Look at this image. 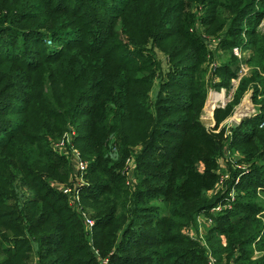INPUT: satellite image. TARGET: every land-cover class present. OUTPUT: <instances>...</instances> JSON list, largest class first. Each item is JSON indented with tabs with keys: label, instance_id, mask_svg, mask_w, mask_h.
Masks as SVG:
<instances>
[{
	"label": "trees",
	"instance_id": "16d2710c",
	"mask_svg": "<svg viewBox=\"0 0 264 264\" xmlns=\"http://www.w3.org/2000/svg\"><path fill=\"white\" fill-rule=\"evenodd\" d=\"M263 17L264 0H0V264H264ZM237 45L251 71L207 128ZM250 87L259 112L227 135Z\"/></svg>",
	"mask_w": 264,
	"mask_h": 264
},
{
	"label": "built area",
	"instance_id": "2783aa9c",
	"mask_svg": "<svg viewBox=\"0 0 264 264\" xmlns=\"http://www.w3.org/2000/svg\"><path fill=\"white\" fill-rule=\"evenodd\" d=\"M211 46L215 47L216 41L214 39L211 40ZM50 42V41H48ZM212 48V47H211ZM212 50L215 51V48H212ZM216 53H219V51H215ZM232 55L234 57H236V59L238 60V66H237V70H236V75L231 78L230 83L228 86H220V87H216L213 85V81L210 82L211 84L209 85V89H208V94H207V101L208 103L211 105L212 107V112H211V116L214 113V110L217 108H225L233 99V95L235 93V90L238 86L239 81L241 80L242 77L246 76L250 71H251V67L245 62V60L249 57L250 55V49L248 48H243L240 45L234 46L231 50ZM211 62V61H210ZM210 62L208 65H210ZM217 64H213V62L211 63V70L212 68L216 67ZM264 76V74H263ZM252 88V89H251ZM249 89H251V97L245 96L242 98V100L239 102V104H237L235 106V108L233 109V113L230 116V118L228 120H226V118L220 123V126H224L226 129V134L230 135L231 134V130L233 127H231L230 129H228L226 127L227 121H233L237 124L240 123V121H242L245 118H249L252 117L254 115H256L259 110V106L253 101V87H250ZM248 89V90H249ZM247 98V100L244 102V104L242 105V107H240V110L238 111L239 113H242V115L240 116V118H236V113H237V108L239 106H241V104L243 103L244 99ZM259 98V95H258ZM206 101V103H207ZM205 103V104H206ZM214 124H212L211 127H213ZM261 125H264V121H262ZM210 127V128H211ZM66 143H69V139L68 137H64L63 139L59 140L58 143H54L55 148L60 151L63 152L65 147H66ZM72 155H73V161H74V166L76 168V175L77 178L75 180V185L74 187H69V186H63L62 187V192L67 194L70 199L71 202L74 204V206H78L79 207V191H77V187L78 185H82L85 182V178H84V173H85V169H86V163L79 157L77 151L75 149L72 150ZM239 168L243 169L242 167L238 166ZM240 176V175H239ZM239 176H237L235 178V183H237L239 181ZM230 179V173L227 171L225 174H223L220 178V187L218 189H225L226 188V180ZM80 182L78 184H76V181ZM236 197V190L234 188H231L230 191L228 192V197H227V202L224 205H217L216 207H214L213 209H211L212 213H216L221 211L222 209H224L225 207H229L231 205V202H233L235 200ZM82 213V217H83V221L85 226L88 229H91L94 221L85 213V212H81ZM264 213V209L263 211L260 213L263 214ZM210 222V221H209ZM199 236L202 238L203 237V232H202V226L201 224H199ZM190 231V230H188ZM193 231V230H192ZM187 232V231H186ZM188 233V232H187ZM191 236H194V231L193 233H188ZM202 243L204 244V240H201ZM208 264H215V260L212 258V256L210 255V253H208Z\"/></svg>",
	"mask_w": 264,
	"mask_h": 264
},
{
	"label": "rangeland",
	"instance_id": "374dc122",
	"mask_svg": "<svg viewBox=\"0 0 264 264\" xmlns=\"http://www.w3.org/2000/svg\"><path fill=\"white\" fill-rule=\"evenodd\" d=\"M258 29L259 30H261L263 33H264V17H263V19L260 21V23H259V25H258ZM204 33V32H203ZM210 47H212V48H214V46H210ZM157 54H158V57H159V59L162 61V63H163V68H166V65H165V61H166V57L162 54V53H160V52H157ZM225 59L224 58H220V59H217L216 61L215 60H213V61H211L210 62V65H208L207 63H204V69H205V72H204V77H205V79H206V82H208V81H211V78H210V76H209V72L211 71V63L213 62V64H217V65H219V64H221L223 61H224ZM250 73V72H249ZM249 73L246 75V76H248L249 75ZM246 76H244V77H246ZM243 78V77H242ZM209 84H211V83H209ZM208 84V85H209ZM157 88H158V83H157V81L155 82V84H154V88H153V91H152V94L155 92V90H157ZM252 89V88H251ZM251 89H249V90H247L245 93H244V95H243V97H245V96H248V97H251ZM208 94V93H207ZM208 97V96H207ZM242 97V98H243ZM242 98H241V100H242ZM247 100V98H245L244 99V101H243V103L241 104V106H239L238 108H237V113H236V118H240V116L241 115H239V110H240V107H242V105L244 104V102ZM206 101H207V99H206ZM206 103V102H205ZM208 105V101H207V103L206 104H204V107H203V109H202V112H201V115H200V120H201V122L205 125V127H207V128H210L211 126H212V124H214V118H213V114H212V116H209V111H207L206 110V106ZM236 106V105H235ZM235 108V107H234ZM233 108V109H234ZM205 110H206V113H204L205 112ZM210 112H212V111H210ZM232 113L233 112H231L229 115H227L226 116V120H228L229 118H230V116L232 115ZM229 121V120H228ZM227 121V124H226V127L228 128V129H230L231 127H235L236 125H237V123H235V122H233V121H230V122H228ZM241 122V121H240ZM59 141H57V142H55V143H58ZM227 154H228V152H227ZM227 154L225 155V158L227 157ZM225 158L223 157L222 159H220V166H224V161H225ZM74 168H75V166H74ZM75 172H76V168H75ZM69 181H70V179L67 181V183H69ZM80 182V180L79 181H76V184H78ZM67 183H64L66 186H68L67 185ZM262 200L264 201V196H262ZM79 206H80V201H79ZM89 214V213H88ZM87 214V215H88ZM90 215V214H89ZM202 232H203V223H202ZM188 233H193V231L192 230H190V231H188V230H186Z\"/></svg>",
	"mask_w": 264,
	"mask_h": 264
},
{
	"label": "bare ground",
	"instance_id": "6f19581e",
	"mask_svg": "<svg viewBox=\"0 0 264 264\" xmlns=\"http://www.w3.org/2000/svg\"><path fill=\"white\" fill-rule=\"evenodd\" d=\"M206 110L207 111H209V116H211V112L210 111H212V107H211V105L208 103V105L206 106ZM206 110H205V112L204 113H206ZM239 115H242V113H239Z\"/></svg>",
	"mask_w": 264,
	"mask_h": 264
}]
</instances>
